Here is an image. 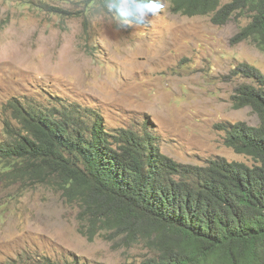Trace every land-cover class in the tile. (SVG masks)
<instances>
[{
    "label": "rangeland",
    "instance_id": "1",
    "mask_svg": "<svg viewBox=\"0 0 264 264\" xmlns=\"http://www.w3.org/2000/svg\"><path fill=\"white\" fill-rule=\"evenodd\" d=\"M160 3L162 12L149 23L122 27L98 3L84 9L78 0H0V141L9 100L58 97L98 108L109 128L140 130L149 118L161 153L179 163L202 166L221 156L253 164L224 145L220 129L258 124L251 108L236 109L232 101L240 84L252 83L232 73L239 64L264 74V53L249 41L231 43L248 19L217 25L209 16L173 13L169 0ZM53 7L64 13H49ZM79 211L50 185L0 173V264H34L44 256L137 264L152 255L123 229L89 240L80 233L86 222Z\"/></svg>",
    "mask_w": 264,
    "mask_h": 264
},
{
    "label": "trees",
    "instance_id": "2",
    "mask_svg": "<svg viewBox=\"0 0 264 264\" xmlns=\"http://www.w3.org/2000/svg\"><path fill=\"white\" fill-rule=\"evenodd\" d=\"M78 1L84 9L98 3ZM169 1L173 13L217 25L248 19L231 43L249 41L264 53V0ZM232 73L252 82L237 87L233 107L251 108L258 124L220 129L224 145L251 165L220 156L202 166L179 163L161 153L149 118L140 130L109 128L99 109L47 95L49 103L9 100L0 173L50 185L78 204L89 240L112 228L130 241L140 237L152 255L137 264H264V74L246 63ZM34 264L82 263L44 256Z\"/></svg>",
    "mask_w": 264,
    "mask_h": 264
},
{
    "label": "clouds",
    "instance_id": "3",
    "mask_svg": "<svg viewBox=\"0 0 264 264\" xmlns=\"http://www.w3.org/2000/svg\"><path fill=\"white\" fill-rule=\"evenodd\" d=\"M97 7L116 16L122 27L149 23L150 18L162 12L160 0H98Z\"/></svg>",
    "mask_w": 264,
    "mask_h": 264
}]
</instances>
